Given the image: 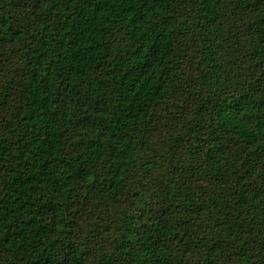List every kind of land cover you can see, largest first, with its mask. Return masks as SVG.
<instances>
[{"label": "trees", "instance_id": "16d2710c", "mask_svg": "<svg viewBox=\"0 0 264 264\" xmlns=\"http://www.w3.org/2000/svg\"><path fill=\"white\" fill-rule=\"evenodd\" d=\"M0 264H264V0H0Z\"/></svg>", "mask_w": 264, "mask_h": 264}]
</instances>
